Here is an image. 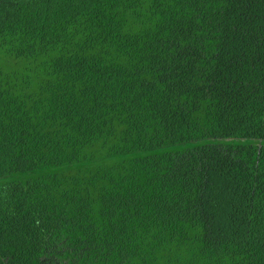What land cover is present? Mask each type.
Returning <instances> with one entry per match:
<instances>
[{
    "label": "trees",
    "instance_id": "trees-1",
    "mask_svg": "<svg viewBox=\"0 0 264 264\" xmlns=\"http://www.w3.org/2000/svg\"><path fill=\"white\" fill-rule=\"evenodd\" d=\"M0 264H264V0H0Z\"/></svg>",
    "mask_w": 264,
    "mask_h": 264
}]
</instances>
